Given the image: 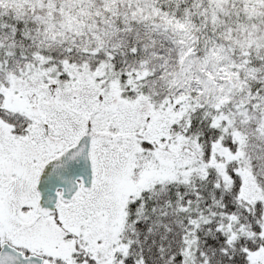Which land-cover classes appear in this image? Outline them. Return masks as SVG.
<instances>
[{
	"label": "snow or ice",
	"instance_id": "snow-or-ice-1",
	"mask_svg": "<svg viewBox=\"0 0 264 264\" xmlns=\"http://www.w3.org/2000/svg\"><path fill=\"white\" fill-rule=\"evenodd\" d=\"M0 264H264V0H0Z\"/></svg>",
	"mask_w": 264,
	"mask_h": 264
}]
</instances>
